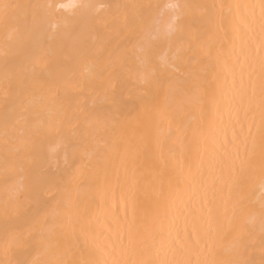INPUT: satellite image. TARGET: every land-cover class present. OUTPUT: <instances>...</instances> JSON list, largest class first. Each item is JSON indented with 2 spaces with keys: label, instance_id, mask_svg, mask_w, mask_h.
<instances>
[{
  "label": "bare ground",
  "instance_id": "bare-ground-1",
  "mask_svg": "<svg viewBox=\"0 0 264 264\" xmlns=\"http://www.w3.org/2000/svg\"><path fill=\"white\" fill-rule=\"evenodd\" d=\"M0 264H264V0H0Z\"/></svg>",
  "mask_w": 264,
  "mask_h": 264
}]
</instances>
